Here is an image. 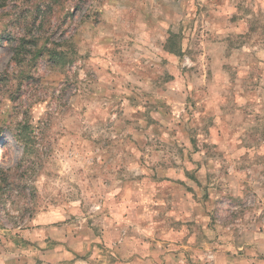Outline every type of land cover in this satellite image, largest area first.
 <instances>
[{"label": "rangeland", "instance_id": "rangeland-1", "mask_svg": "<svg viewBox=\"0 0 264 264\" xmlns=\"http://www.w3.org/2000/svg\"><path fill=\"white\" fill-rule=\"evenodd\" d=\"M232 262L264 263V0H0V264Z\"/></svg>", "mask_w": 264, "mask_h": 264}, {"label": "trees", "instance_id": "trees-1", "mask_svg": "<svg viewBox=\"0 0 264 264\" xmlns=\"http://www.w3.org/2000/svg\"><path fill=\"white\" fill-rule=\"evenodd\" d=\"M171 37V39L169 40V41H167V44H166V48H171V49H168V51H170L171 53H176V52H178V51H176L175 52V45L172 43V39L174 38L173 36H170ZM169 44H170V46H169ZM49 56H50V60H52V62L54 63V62H57L56 61V56H57V53H55V52H51V54H49ZM20 135H21V137H23V138H26L25 137V133H24V131H21L20 132ZM25 140V139H24ZM30 139L29 138H27V140H26V143L23 145V150H24V152L25 153H28V152H30L31 150H32V146L31 145H29L30 144Z\"/></svg>", "mask_w": 264, "mask_h": 264}, {"label": "crops", "instance_id": "crops-1", "mask_svg": "<svg viewBox=\"0 0 264 264\" xmlns=\"http://www.w3.org/2000/svg\"><path fill=\"white\" fill-rule=\"evenodd\" d=\"M232 264H235V262H232ZM246 264H248V263H246ZM250 264H253V262L252 263H250ZM255 264H264V263H259V262H255Z\"/></svg>", "mask_w": 264, "mask_h": 264}]
</instances>
